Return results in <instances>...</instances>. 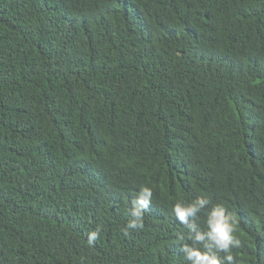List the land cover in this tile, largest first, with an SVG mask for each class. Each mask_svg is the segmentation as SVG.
<instances>
[{
  "label": "trees",
  "instance_id": "16d2710c",
  "mask_svg": "<svg viewBox=\"0 0 264 264\" xmlns=\"http://www.w3.org/2000/svg\"><path fill=\"white\" fill-rule=\"evenodd\" d=\"M197 198L264 264V0H0V264H188Z\"/></svg>",
  "mask_w": 264,
  "mask_h": 264
},
{
  "label": "clouds",
  "instance_id": "9594fccd",
  "mask_svg": "<svg viewBox=\"0 0 264 264\" xmlns=\"http://www.w3.org/2000/svg\"><path fill=\"white\" fill-rule=\"evenodd\" d=\"M144 23V21L134 22L140 28L141 25L142 27L144 26ZM174 67L175 73L167 71L166 75L183 77L184 74L182 73H188L192 70V68L184 65H176ZM152 197V188L142 186L139 189L136 199L132 202V206L129 209L131 218L123 229L125 236L129 234V230H137L143 227V216L151 205ZM209 203L208 199L197 198L188 203L177 202L173 206L174 216L187 228L186 239L191 241V244H182L181 251L184 254V259L188 264H233L234 257L231 250L234 247H238L240 243L234 235L237 232L238 221L223 205L216 204L206 212L205 226L201 228L196 223V220L199 214L208 208ZM99 234V229L90 232L88 242L91 244L96 241ZM180 240L184 241L185 236L182 235ZM221 253L224 255L221 256Z\"/></svg>",
  "mask_w": 264,
  "mask_h": 264
}]
</instances>
